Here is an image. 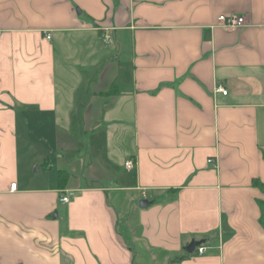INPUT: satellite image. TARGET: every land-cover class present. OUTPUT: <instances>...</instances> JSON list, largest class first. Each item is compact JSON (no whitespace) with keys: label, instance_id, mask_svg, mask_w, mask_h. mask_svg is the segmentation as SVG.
<instances>
[{"label":"crops","instance_id":"crops-1","mask_svg":"<svg viewBox=\"0 0 264 264\" xmlns=\"http://www.w3.org/2000/svg\"><path fill=\"white\" fill-rule=\"evenodd\" d=\"M262 152L264 0H0V264H264Z\"/></svg>","mask_w":264,"mask_h":264},{"label":"built area","instance_id":"built-area-1","mask_svg":"<svg viewBox=\"0 0 264 264\" xmlns=\"http://www.w3.org/2000/svg\"><path fill=\"white\" fill-rule=\"evenodd\" d=\"M217 24L221 27V28H224L225 30L227 31H233V30H236L240 27H243L245 25V20L243 17H240V16H235V15H220L218 16L217 18ZM101 37L103 39L104 42H108V38L105 34H101ZM50 37L47 36V39H49ZM215 93H219V94H222V95H226L227 92L226 90L221 86V85H217L215 86ZM208 164H212L213 163V160H208L207 161ZM124 167L127 171H131L134 167V162L130 160L126 161L124 163ZM16 188V185L15 184H12L10 186V190H14ZM68 201V196H64L60 199V202L61 203H66ZM196 252L198 254H203L204 253V249L201 248V247H198L196 248Z\"/></svg>","mask_w":264,"mask_h":264},{"label":"trees","instance_id":"trees-1","mask_svg":"<svg viewBox=\"0 0 264 264\" xmlns=\"http://www.w3.org/2000/svg\"><path fill=\"white\" fill-rule=\"evenodd\" d=\"M262 158L264 160V152H262ZM59 175L61 176V178L63 177V175L65 176V174H62V173H60ZM253 186L261 189L264 192V184L263 183H260L256 180H254ZM258 207H259V219H258V221H259L261 228L264 229V201H260L258 203Z\"/></svg>","mask_w":264,"mask_h":264},{"label":"water","instance_id":"water-1","mask_svg":"<svg viewBox=\"0 0 264 264\" xmlns=\"http://www.w3.org/2000/svg\"><path fill=\"white\" fill-rule=\"evenodd\" d=\"M148 205H149V203L146 200H142V201L139 202V207L140 208H145ZM201 243L202 242H195V241L190 242L188 244V246H186L184 248L185 253L190 254V255L193 254L195 249L198 248L199 246H201Z\"/></svg>","mask_w":264,"mask_h":264}]
</instances>
